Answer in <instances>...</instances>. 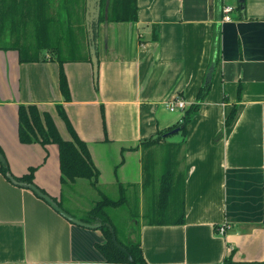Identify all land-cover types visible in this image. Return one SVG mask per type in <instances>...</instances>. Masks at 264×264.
I'll return each mask as SVG.
<instances>
[{
	"label": "crops",
	"instance_id": "0c3cea01",
	"mask_svg": "<svg viewBox=\"0 0 264 264\" xmlns=\"http://www.w3.org/2000/svg\"><path fill=\"white\" fill-rule=\"evenodd\" d=\"M136 4L137 21L99 19L96 77L85 9L81 18L71 13L60 51L68 98L55 53L43 49L39 60L20 61L16 48H0V152L9 173L16 179L34 168L32 184L56 202L62 185L96 190L87 179L61 183L56 144L18 138V106L34 104L71 139L61 106L86 144L98 188L120 196L123 186L141 211L151 191L142 189L140 143L181 121L183 110L166 103H193L212 67L210 90L185 137L179 130L167 137L184 140V221L139 223L143 264H264V0H243L242 12L238 0ZM224 5L233 7L227 21ZM66 201L82 211L72 197ZM103 241L99 227L66 220L0 173V264H111L95 247Z\"/></svg>",
	"mask_w": 264,
	"mask_h": 264
},
{
	"label": "trees",
	"instance_id": "16d2710c",
	"mask_svg": "<svg viewBox=\"0 0 264 264\" xmlns=\"http://www.w3.org/2000/svg\"><path fill=\"white\" fill-rule=\"evenodd\" d=\"M72 0H0V48H16L20 61L39 60V52L43 49L56 54L59 62V87L64 96L68 98V84L63 70L65 59L60 56L61 46L65 32L70 29L71 13H75ZM239 7V4L237 5ZM104 8H107L106 13ZM71 9V10H70ZM85 0L82 12L84 13ZM31 20L35 32V41L26 50L23 35L26 31V21ZM100 21L104 19L113 22L137 21L136 0H101ZM26 20V21H25ZM8 39L9 44H2ZM32 52L29 55L26 52ZM211 87L210 78L206 76L198 89L196 99L184 110L181 121L167 129L159 131L156 135L140 143L142 150V189L150 190L148 202L143 213L144 222L148 224L166 225L182 224L184 221L183 186L184 173L179 169L183 161L182 141H168L174 128L185 137L187 125L197 114L200 104L204 101ZM58 114L64 120L71 139H63L48 114H40L36 105L27 104L18 106V138L22 143L40 142L42 144L54 143L58 147L59 168L61 183L74 182L78 178L87 179L92 188L98 190V171L94 167L86 144L72 128L64 110L57 106ZM230 113L226 123L233 118ZM160 158L157 159V151ZM1 153V152H0ZM160 168L159 175L156 168ZM34 168L28 174L16 177L18 181L32 183ZM0 173H9L8 166L0 163ZM124 187L120 186L118 199H110L103 194L86 213V218L80 220L89 223H100L104 241L96 243L95 247L104 258V262L111 264H143L144 258L140 246L139 234L134 239L127 238L125 242L117 237L116 230L110 221L106 209L117 207L125 203ZM62 207L60 202H56ZM63 208V207H62ZM114 238V240H113ZM227 262V260H226ZM229 262V261H228Z\"/></svg>",
	"mask_w": 264,
	"mask_h": 264
},
{
	"label": "rangeland",
	"instance_id": "374dc122",
	"mask_svg": "<svg viewBox=\"0 0 264 264\" xmlns=\"http://www.w3.org/2000/svg\"><path fill=\"white\" fill-rule=\"evenodd\" d=\"M73 2V9L75 10V13L82 15V8H83V3L84 0H72ZM78 18H81L78 17ZM26 21V20H25ZM26 31L24 32L23 35V41L24 44H26L27 48L26 50H30L32 48H29L31 46V43L35 41V35L33 32H35L33 28V23L32 19L29 20L27 19L26 21ZM9 40L5 39L2 44H9ZM29 55H33L32 52H26ZM169 141V139H168ZM157 159L160 158V150L157 151ZM180 167V166H179ZM156 174L159 175L160 173V168H156ZM82 186L80 185H75L74 188L67 187L65 185H62V200H61V205L66 211L69 213H72L74 217H77V219L81 218H86L87 217V211L99 200L102 199L103 194L108 196L110 199H118L119 194L116 190L113 188L109 189H102L100 188L99 190L101 191V194L98 192V190H92L91 188H88L87 186L83 185L84 189V194L83 192L80 191V188ZM72 197L75 199V201L82 207V211L78 212L76 209L71 208V206L68 204L66 201V197ZM144 205V206H143ZM142 207L143 209L141 210L142 212L146 208V203L143 204ZM140 211V203L138 202L137 197L131 196L126 194V201L120 206L117 207H109L106 209L107 214L109 215L110 221L113 224L117 237L120 241L125 242L127 238L134 239L137 233L138 225L140 222H143L144 219L143 213ZM128 240V239H127Z\"/></svg>",
	"mask_w": 264,
	"mask_h": 264
},
{
	"label": "water",
	"instance_id": "95a60500",
	"mask_svg": "<svg viewBox=\"0 0 264 264\" xmlns=\"http://www.w3.org/2000/svg\"><path fill=\"white\" fill-rule=\"evenodd\" d=\"M238 2H239L240 10L242 12V10L244 9L243 0H238ZM100 3H101V0H85V25H86L89 52L91 56L94 77H96L97 75L95 32H96V27L98 26V23H99ZM211 71H212V67L209 68V71L207 73L208 77L210 76ZM178 130L179 128H174L172 130V133H175ZM0 163L3 165L6 164V160L1 153H0ZM6 176L9 178V180L12 183L18 184L22 187L30 189L34 194H36L38 197L44 200L53 210H55L59 215H61L66 220L74 224L87 227V228H97L100 226V223H88V222L82 221L72 216L67 211H65L62 207H60L49 194L43 192L36 185L32 183L19 182L10 173H7Z\"/></svg>",
	"mask_w": 264,
	"mask_h": 264
},
{
	"label": "built area",
	"instance_id": "2783aa9c",
	"mask_svg": "<svg viewBox=\"0 0 264 264\" xmlns=\"http://www.w3.org/2000/svg\"><path fill=\"white\" fill-rule=\"evenodd\" d=\"M221 11H222V17H221V20L222 21H227V20H230V13L233 11V7L230 6V5H224L222 8H221ZM166 107L167 109H169L170 111H176V110H184L185 107H186V103L184 100L182 99H174V100H169L167 103H166ZM225 228L226 226L225 225H221L219 228H218V231L220 233H223L225 231Z\"/></svg>",
	"mask_w": 264,
	"mask_h": 264
}]
</instances>
